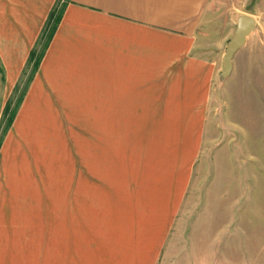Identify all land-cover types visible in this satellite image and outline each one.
<instances>
[{
	"label": "crops",
	"instance_id": "0c3cea01",
	"mask_svg": "<svg viewBox=\"0 0 264 264\" xmlns=\"http://www.w3.org/2000/svg\"><path fill=\"white\" fill-rule=\"evenodd\" d=\"M65 1L45 46L41 38L60 0H0V129L29 71L13 123L0 139V264H264L258 172L251 173L247 197L244 176L235 172V185H223L218 200L205 203L181 245L180 214L194 169L185 175L188 167L173 163L172 149L146 152V133L138 132L131 146L137 105L130 92H211L220 80L226 52L196 51L212 0ZM33 50L40 54L37 67ZM65 92L122 97H108L101 154L91 150L75 169L76 199L52 211L50 202L28 199L33 176L49 169L51 144L59 143ZM192 157L183 153L180 160Z\"/></svg>",
	"mask_w": 264,
	"mask_h": 264
},
{
	"label": "rangeland",
	"instance_id": "374dc122",
	"mask_svg": "<svg viewBox=\"0 0 264 264\" xmlns=\"http://www.w3.org/2000/svg\"><path fill=\"white\" fill-rule=\"evenodd\" d=\"M65 3V0L56 3L58 11ZM239 15L251 16L256 21V30L234 56L230 75L224 77L221 72L211 92H130L131 104L137 105L130 114L131 120L137 122L131 130V146L139 142L138 132L146 133L149 141L146 140L145 146L139 143L146 152L172 149L173 163L180 161L188 167L185 175L194 169V186L180 214L181 245L188 243L191 227L204 211L205 203L217 201L223 185H235V172L244 176V197L250 194L247 191L252 187L251 173L258 172L264 180V0H212L210 10L201 20L196 51L210 57L225 53ZM28 75L29 71L20 81L19 91L13 93V108L23 93ZM61 94L66 110L61 112L59 143L51 144L49 169L37 170L33 176L34 191L28 199L35 205L48 201L52 211L60 201L76 199L75 169H82L85 163L82 159L88 158L91 150L101 154L103 146L99 142L106 136L108 97H122V92ZM5 124L4 121L0 139L5 135ZM183 153H191L193 159L180 160ZM60 171L65 174L63 186ZM77 199H81L80 194ZM201 234L200 230L196 236L201 238Z\"/></svg>",
	"mask_w": 264,
	"mask_h": 264
},
{
	"label": "water",
	"instance_id": "95a60500",
	"mask_svg": "<svg viewBox=\"0 0 264 264\" xmlns=\"http://www.w3.org/2000/svg\"><path fill=\"white\" fill-rule=\"evenodd\" d=\"M256 30V21L249 15H242L238 18L235 32L227 46L223 58V76L228 77L233 69V59L235 54L245 47L248 37Z\"/></svg>",
	"mask_w": 264,
	"mask_h": 264
},
{
	"label": "trees",
	"instance_id": "16d2710c",
	"mask_svg": "<svg viewBox=\"0 0 264 264\" xmlns=\"http://www.w3.org/2000/svg\"><path fill=\"white\" fill-rule=\"evenodd\" d=\"M61 11H62V9L58 11L57 6H55V8L53 9V11L50 15L46 29L43 32V35L41 38V41L45 42V46L47 45V43L50 41L51 37L53 36L55 28L61 19ZM30 61L31 62L34 61L35 62L34 67H37V65L40 61V54L38 55L37 50H33L32 54H31ZM23 96H24V92L22 93V95L18 99V101L16 102V106L14 108L12 107V104H13L12 101L8 102L6 109H5V116H4V121L6 123L5 127H4V133H6L8 131V129L11 127L13 120H14V117L16 115L17 107L21 103ZM0 145H1V143H0Z\"/></svg>",
	"mask_w": 264,
	"mask_h": 264
}]
</instances>
